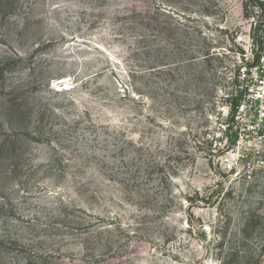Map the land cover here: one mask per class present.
I'll return each mask as SVG.
<instances>
[{"label":"rangeland","instance_id":"1","mask_svg":"<svg viewBox=\"0 0 264 264\" xmlns=\"http://www.w3.org/2000/svg\"><path fill=\"white\" fill-rule=\"evenodd\" d=\"M263 49L264 0H0V264H261L264 143L231 105ZM170 153L158 217L129 175Z\"/></svg>","mask_w":264,"mask_h":264},{"label":"trees","instance_id":"2","mask_svg":"<svg viewBox=\"0 0 264 264\" xmlns=\"http://www.w3.org/2000/svg\"><path fill=\"white\" fill-rule=\"evenodd\" d=\"M238 100V96H235L232 100L231 108L233 111L235 110ZM228 128L231 129V124ZM194 137L199 141L195 143V150H201L203 148V145H201L203 141L200 140L199 133H195ZM139 147L140 146L136 144V148L139 149ZM187 153L188 156L191 155V159L193 153ZM181 159V157L174 153H170L169 157L163 161L154 159L147 165V167H134V171L129 175V181L135 185V193L137 194L136 196L139 197L140 202H142L141 204L144 205L145 208H153H150L149 211L157 213L158 217H167V213L172 209V203L177 192H180L179 190H174L172 187L173 179L178 175L181 168L179 165ZM186 199L188 201L193 200L191 196H187ZM241 257L243 256L240 251H238L236 254L233 253L231 258L229 257L228 259L223 260L222 264H241ZM258 257L260 263L264 264V245L261 248ZM250 258L252 260V258H255V255ZM245 264H247V261Z\"/></svg>","mask_w":264,"mask_h":264},{"label":"built area","instance_id":"3","mask_svg":"<svg viewBox=\"0 0 264 264\" xmlns=\"http://www.w3.org/2000/svg\"><path fill=\"white\" fill-rule=\"evenodd\" d=\"M238 64V87L241 94L234 110L238 143L263 144L264 49L257 56L253 51L249 55H240Z\"/></svg>","mask_w":264,"mask_h":264}]
</instances>
